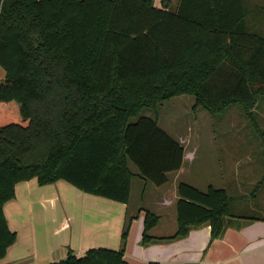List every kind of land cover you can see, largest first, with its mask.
<instances>
[{
  "label": "trees",
  "instance_id": "trees-1",
  "mask_svg": "<svg viewBox=\"0 0 264 264\" xmlns=\"http://www.w3.org/2000/svg\"><path fill=\"white\" fill-rule=\"evenodd\" d=\"M0 67L2 260L16 240L3 206L19 183L63 180L124 205L133 177L167 183L184 147L143 111L190 96L193 109L238 105L252 120L264 98V0H179L173 10L154 0H0ZM177 195L176 231L161 241L202 226L221 238L231 224L224 189L180 183ZM134 219L127 210L119 250L68 251L51 264H128ZM157 222L145 212L141 245Z\"/></svg>",
  "mask_w": 264,
  "mask_h": 264
},
{
  "label": "rangeland",
  "instance_id": "rangeland-1",
  "mask_svg": "<svg viewBox=\"0 0 264 264\" xmlns=\"http://www.w3.org/2000/svg\"><path fill=\"white\" fill-rule=\"evenodd\" d=\"M4 73L0 67L1 79H4L5 76H1ZM193 104L192 97L180 96L161 103L156 111H143L141 116L153 118L156 114L160 128L167 127L186 145L203 146L199 153L208 156L214 154L210 150L213 144L246 146L248 150L236 147V151L226 152V157H223L226 153L222 151L220 158L224 183L233 190L228 192L231 199L229 208L236 215L264 217V211L248 212L252 203L258 207L264 206V189L259 182L264 175V98L259 99L253 108L252 120L243 114L238 105L229 106L221 114L210 115L202 108L193 109ZM130 168L135 171L132 165ZM248 170L255 182L242 185L241 179ZM206 177L209 178L207 174ZM237 180L239 184L234 190L232 187ZM237 195L247 199L235 200L233 196ZM89 197L99 200L97 203L119 204L85 194L63 180L39 185L32 179L17 184L14 198L3 206L6 222L16 233L15 243L11 247L17 244L20 250L25 244V247L32 246L35 252L29 247L28 261L31 256L38 261H46L48 257L64 259L68 251L74 254L78 246L97 245L102 237L110 233L103 224V218L111 222L115 214L103 211L104 205L91 203Z\"/></svg>",
  "mask_w": 264,
  "mask_h": 264
},
{
  "label": "crops",
  "instance_id": "crops-1",
  "mask_svg": "<svg viewBox=\"0 0 264 264\" xmlns=\"http://www.w3.org/2000/svg\"><path fill=\"white\" fill-rule=\"evenodd\" d=\"M178 2L179 0H164L162 3V0H154V7L161 8L164 6L169 10H173L177 7ZM1 76L4 77L5 73L1 74ZM0 80L2 79L0 78ZM161 129L184 147L181 168L176 172L169 173L167 175V183L161 187H155L139 177H133L131 179L130 198L127 205L121 203L116 205L109 202L97 203L96 201L99 200L89 197L88 200L91 203L104 205V208H102L103 211L109 214H115L114 219L108 222L105 217L103 218V224L110 233L102 237L97 245L87 247L78 246L77 251L73 255L82 257L86 251L95 248L119 250L121 247V233L125 214L128 210L132 215H135V219L129 227L124 248L123 258L128 264H264V217H251L258 219L253 221L239 220L240 217H250L240 214L236 215L230 208L228 220L231 224L225 229L219 239L211 241L210 227L202 226L198 229L190 230L187 236L182 239L171 241L160 240L172 237L177 228L176 202L179 199L177 195L178 185L184 183L200 192H206L209 187L213 189H224L227 194L230 191L233 192L228 187V184L224 183L220 167V158L223 155L222 151L224 153L236 151V147H242L240 150H248L242 144H224L217 146L213 144L210 145V150L212 149L214 154L208 156L205 153H199L203 149V146L199 145V147L198 144L186 145L167 127H162ZM206 149L208 150V148ZM226 156H228V153L223 155V157ZM131 171L135 174L137 173L136 169L135 171ZM250 173L248 170L244 178L241 179L242 185H252L255 182ZM206 174L209 178L206 177ZM234 184L232 188L236 190L239 184L238 180L234 181ZM262 189H264V184ZM233 197H235V200L237 198L247 199L245 196L244 198L238 195ZM146 211L157 216L158 222L148 232V236L153 241L146 245H141L140 242ZM250 211L252 213H262L264 206L258 207L255 203H252L248 212ZM64 226L66 227V224ZM8 227L14 232L10 226ZM24 247L20 250L17 249V244L10 247L7 250L5 258L0 261V264H51L60 261L59 259L55 260L50 257L46 261L44 259L38 261L34 258L35 256H31L28 261L29 247L32 248V252H35V250L32 246H26L25 251H23Z\"/></svg>",
  "mask_w": 264,
  "mask_h": 264
}]
</instances>
